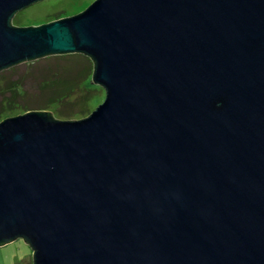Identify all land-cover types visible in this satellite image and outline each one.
Returning a JSON list of instances; mask_svg holds the SVG:
<instances>
[{
    "label": "water",
    "instance_id": "1",
    "mask_svg": "<svg viewBox=\"0 0 264 264\" xmlns=\"http://www.w3.org/2000/svg\"><path fill=\"white\" fill-rule=\"evenodd\" d=\"M0 71L81 52L87 117L0 122V245L34 264H264V0H95L13 25Z\"/></svg>",
    "mask_w": 264,
    "mask_h": 264
},
{
    "label": "rangeland",
    "instance_id": "2",
    "mask_svg": "<svg viewBox=\"0 0 264 264\" xmlns=\"http://www.w3.org/2000/svg\"><path fill=\"white\" fill-rule=\"evenodd\" d=\"M94 1L95 0H39L27 7L18 10L12 18V23L13 25L17 26L45 24L52 20L64 18L70 15H76L84 11ZM57 60L58 59L55 58V56L41 57L40 59L35 61V64L29 65L27 64V62H23L18 65H14L1 70L0 103H6V99L11 94L19 93L23 98L25 97L27 90H38L37 87L38 85H41V78H44V76H46L47 72L49 71L48 69L50 68L49 66L54 65ZM73 62H75L73 58L62 61L61 64L63 66H56V69L57 71H66L68 69H71L73 68L71 66L72 64H74ZM52 74L53 72L51 73V75ZM13 80L16 81L14 82ZM11 81L14 82V85L12 87H9L8 83ZM100 86L102 87V90H97L98 93L93 94L86 102H89L88 107L91 108L92 111L96 109V107L100 105L106 97V89L102 85ZM98 97L104 98L102 102L94 107V104L92 102H94L93 100ZM80 106L81 104H78L71 109L72 111L76 112L73 113L74 117L59 119L72 120L87 117L89 114L84 115L79 112ZM22 111V109L10 108L5 113L6 115L2 116L1 119L3 120L8 117L19 115L20 113L22 114ZM0 264H34V255L30 244L25 242L23 237H18L7 244L0 245Z\"/></svg>",
    "mask_w": 264,
    "mask_h": 264
},
{
    "label": "trees",
    "instance_id": "3",
    "mask_svg": "<svg viewBox=\"0 0 264 264\" xmlns=\"http://www.w3.org/2000/svg\"><path fill=\"white\" fill-rule=\"evenodd\" d=\"M47 56H55L58 60L54 65L49 66L46 76L41 78V85H38V90L29 91L26 89L27 93L23 98L19 93L11 94L7 99L5 98L6 103H0V121L10 108L22 109V114L29 111H46L55 118H72L74 117L73 113L76 112L71 109L81 104L79 112L84 115L91 113L92 109L88 107L89 102H86L93 94L98 93L97 90H102V87L93 80L95 62L92 57L81 52L50 54L44 57ZM40 58L25 62L29 65L35 64V61ZM71 58L75 60L74 64L71 65L73 68L66 71H57L56 66H63L61 62ZM52 72L53 74L51 75ZM16 80L13 81L15 82ZM11 82L8 83L9 87L14 85V82ZM103 98H95L94 102H92L93 106L95 107L102 102Z\"/></svg>",
    "mask_w": 264,
    "mask_h": 264
}]
</instances>
